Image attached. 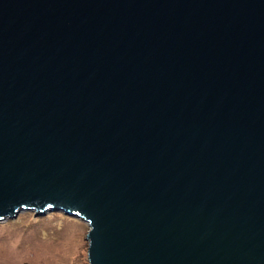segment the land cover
<instances>
[{
  "label": "water",
  "instance_id": "obj_1",
  "mask_svg": "<svg viewBox=\"0 0 264 264\" xmlns=\"http://www.w3.org/2000/svg\"><path fill=\"white\" fill-rule=\"evenodd\" d=\"M89 224V264H264V0H0V219Z\"/></svg>",
  "mask_w": 264,
  "mask_h": 264
},
{
  "label": "rangeland",
  "instance_id": "obj_2",
  "mask_svg": "<svg viewBox=\"0 0 264 264\" xmlns=\"http://www.w3.org/2000/svg\"><path fill=\"white\" fill-rule=\"evenodd\" d=\"M21 209L0 219V264H89V224L62 209Z\"/></svg>",
  "mask_w": 264,
  "mask_h": 264
}]
</instances>
